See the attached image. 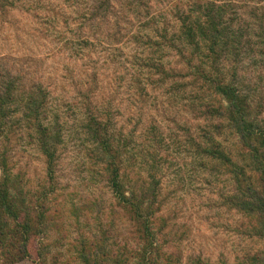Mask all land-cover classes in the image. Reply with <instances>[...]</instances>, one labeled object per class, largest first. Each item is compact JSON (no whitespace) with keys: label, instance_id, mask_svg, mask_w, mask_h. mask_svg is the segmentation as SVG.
I'll return each mask as SVG.
<instances>
[{"label":"rangeland","instance_id":"1","mask_svg":"<svg viewBox=\"0 0 264 264\" xmlns=\"http://www.w3.org/2000/svg\"><path fill=\"white\" fill-rule=\"evenodd\" d=\"M209 4L226 8L229 38L206 73L234 84L264 127V0H0V184L20 207L19 218L0 209V264H84V251L102 264L104 253L264 264V216L240 207L227 166L199 149L244 164L228 120L203 113L226 101L177 40L179 15ZM90 119L120 141L125 185L144 198L158 247L150 257Z\"/></svg>","mask_w":264,"mask_h":264},{"label":"trees","instance_id":"2","mask_svg":"<svg viewBox=\"0 0 264 264\" xmlns=\"http://www.w3.org/2000/svg\"><path fill=\"white\" fill-rule=\"evenodd\" d=\"M225 9L209 4L206 12L202 10V7H199L194 10L197 13L195 15L192 12L180 14V30L177 34V40H180L183 51L186 47H191L188 65H192L194 59L200 60L198 65L194 64L197 69L195 75L199 74L202 79L209 82L210 86L214 87L215 92L220 94L226 101V105H222L221 108L215 107L213 103H208L203 113L212 117L217 112L228 120L229 127L238 136L244 149L240 153L244 164L234 161L220 147L205 146L203 149L199 148L200 152L202 150L203 154L210 155L213 159L220 160L223 165L227 166L228 171L236 179L242 195L245 196L240 202V207L247 212L264 216V127L257 123L255 118L250 117L248 101L234 84L214 79L215 77L208 75L205 70V65L209 63L208 59H213L211 63L215 65L220 58V50L217 47L228 43L229 27L223 18ZM90 124L106 154L105 170L111 187L125 211L130 214L131 219L136 224L141 237L140 247L143 256L147 257L148 255L150 257L158 247L155 246L151 223L145 213L144 198L137 195L136 190H128L125 185L124 174L121 172L124 152L119 143L120 141L110 135L101 122L96 119H90ZM42 149L48 156L52 157V152L46 146V142H43ZM249 170L257 173V179L248 174ZM5 185V182L0 184V209L9 216L19 218L18 210L20 207L12 199L9 188H6ZM23 226L25 231L29 230L27 229L29 227L28 223L23 224ZM0 229V235H6L5 231L2 230V225H0ZM81 254L84 258V264H102V261L84 255L85 251ZM115 255L116 253L111 256L109 253L103 254L108 262L107 264H122V259H119L122 254ZM152 264H157L156 259ZM197 264H203V262L200 261Z\"/></svg>","mask_w":264,"mask_h":264}]
</instances>
